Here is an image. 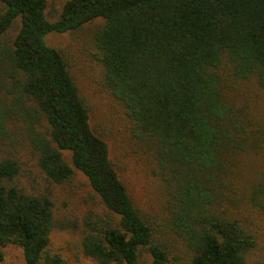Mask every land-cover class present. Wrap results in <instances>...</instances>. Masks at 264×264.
I'll return each mask as SVG.
<instances>
[{
	"label": "trees",
	"instance_id": "trees-1",
	"mask_svg": "<svg viewBox=\"0 0 264 264\" xmlns=\"http://www.w3.org/2000/svg\"><path fill=\"white\" fill-rule=\"evenodd\" d=\"M45 7L46 0H0V143L7 122L21 120L45 176L63 183L78 169L105 212L89 210L81 225L55 220L50 193L17 186L18 162L0 157V262L2 247L13 244L24 264H68L49 247L57 226L80 228V252L97 264H139L141 250L150 264H178L154 239L152 221L132 202L106 141L92 130L67 61L45 41L49 32L102 18L93 39L103 85L135 135L152 140L167 229L190 251L188 264H246L254 233L216 208L237 182L241 152H264L263 129L228 93L242 80L264 86V0H65L55 20ZM262 178L251 199L264 209Z\"/></svg>",
	"mask_w": 264,
	"mask_h": 264
},
{
	"label": "rangeland",
	"instance_id": "rangeland-1",
	"mask_svg": "<svg viewBox=\"0 0 264 264\" xmlns=\"http://www.w3.org/2000/svg\"><path fill=\"white\" fill-rule=\"evenodd\" d=\"M64 1L46 0L44 11L48 20L57 18ZM102 23V18H95L78 29L52 31L45 36V41L60 50L67 61L78 93L88 106L90 126L106 141L109 158L132 202L152 221L154 239L164 242L179 257L178 264H188L190 251L179 236L167 229L166 187L155 159L152 140L148 138L145 141L135 135L133 123L126 116L123 106L103 85V68L96 60L93 39L95 29ZM16 30L17 24H14L7 35L12 37ZM228 93L236 105L243 108L244 114L264 132V86H260L255 79L242 80ZM7 128L8 137L0 143V157L18 162L20 170L14 179L17 186L26 192L50 193L55 220L66 223L77 221L81 225L89 210L98 214L105 212L98 194L82 172L75 169L72 177L63 183L51 181L37 163V153L27 139L22 121L9 120ZM42 129H45L44 126ZM62 152L64 159L71 163L69 151ZM238 167L237 182L223 190L216 209L229 217L238 218L246 229L254 233L256 244L246 255V264H264V209L252 204L251 199L254 185L264 175L263 150L241 152ZM80 236V228L60 229L56 226L50 233L49 247L59 252L68 264H97L80 252ZM2 250L4 257L0 264H24L20 247L8 244ZM138 260L139 264H150L151 256L147 250H141Z\"/></svg>",
	"mask_w": 264,
	"mask_h": 264
}]
</instances>
